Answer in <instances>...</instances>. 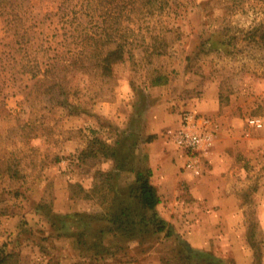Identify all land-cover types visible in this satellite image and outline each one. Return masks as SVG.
<instances>
[{
    "label": "rangeland",
    "instance_id": "374dc122",
    "mask_svg": "<svg viewBox=\"0 0 264 264\" xmlns=\"http://www.w3.org/2000/svg\"><path fill=\"white\" fill-rule=\"evenodd\" d=\"M263 32L264 0H0V247L53 264L41 240L54 210L97 219L102 172L123 190L148 150L171 167L153 181L182 242L218 264L247 249L264 264ZM120 44L124 61L106 67ZM186 113L215 128L199 174L173 141ZM157 237L147 253L105 241L139 264H172L178 237Z\"/></svg>",
    "mask_w": 264,
    "mask_h": 264
},
{
    "label": "trees",
    "instance_id": "16d2710c",
    "mask_svg": "<svg viewBox=\"0 0 264 264\" xmlns=\"http://www.w3.org/2000/svg\"><path fill=\"white\" fill-rule=\"evenodd\" d=\"M258 31L259 27L254 26L250 32H252V36H255ZM262 38H264V34H261ZM103 61L106 62V67L109 64L124 61L122 45L120 44L115 49L107 51ZM104 70L108 71V68H104ZM103 147L105 149L101 151L102 157L113 159L115 166L118 167L117 159L113 156L115 152H110L108 146L103 145ZM112 172H102L100 182L94 185L91 190V192L95 190L102 193L103 200L100 203L104 206V209L97 219L84 213H53L52 216L54 217H49L51 218V228L59 230L57 234L77 235L80 246L86 252L92 253L85 258L89 264L94 262L105 264L108 259L111 260V263H130L134 261L133 256L126 255L124 245L105 246L103 244L105 233L119 235L122 240L127 242L136 240L137 246H142L147 242L142 251L150 249L152 242L158 238L159 233H163L165 237L172 235L174 237V232L167 226V222L156 212L155 208L160 203V197L156 187L150 182V169L133 171L134 181L129 183L127 188L125 187L123 190L117 185L120 175L117 176L116 183H112ZM43 208L47 210L45 214L49 215L50 206L46 207L40 203L36 206V212L42 214ZM93 220L97 221L93 222ZM175 237L179 239L175 238V248L171 253L174 261L167 258L168 262L172 264H218L216 258L211 254L190 248L186 242H182L179 236ZM47 238L44 237L43 240ZM123 251L125 255L122 254ZM85 260L84 263H86ZM0 264H18V254L6 250L4 246L0 247Z\"/></svg>",
    "mask_w": 264,
    "mask_h": 264
},
{
    "label": "crops",
    "instance_id": "0c3cea01",
    "mask_svg": "<svg viewBox=\"0 0 264 264\" xmlns=\"http://www.w3.org/2000/svg\"><path fill=\"white\" fill-rule=\"evenodd\" d=\"M146 154L143 155V157H144L143 161L145 162V167L151 170L152 174L150 176V182L156 187L157 193H158V195L160 197V203L155 208L156 212L158 213V215L162 219H164L167 222V226L174 232L173 233L174 237L178 236V234L173 230V225L170 224L172 222L171 215H170L171 212H169V211L163 212V211L160 210V206H161V204H163V198L164 197H163V193H160V189L158 188V186L153 181L154 177L156 176V173L161 172V170H162V173H164L167 169H171V167L168 164H166V165H164L162 163L161 164H156L155 160L153 159V153L149 152L148 150H147ZM158 168H159L160 171L158 170ZM132 174L133 173L131 172V175H129V177L131 179L129 181V183H132L134 181V174H133V176H132ZM122 178H123V176H119V179H121V181H122ZM162 179L165 180L164 178H162ZM54 207H56V206L55 205L53 206V210L55 209ZM54 211H55V213L65 214V212H59V211H56V210H54ZM21 229H22V231H24L23 230L24 228L23 227L21 228L20 226L15 227V231H14V229L11 230L14 233V236H15L14 239H17L18 241H19L18 237L20 236V234H18V232H21ZM50 230H51V232H49V234H47L48 238L46 240H43V242H46V241L50 242V246H51L50 248L51 249L47 250L49 255L45 254V256L51 258L53 260L52 261L53 264H85L84 260H85L86 256L87 255L90 256L91 253L90 252H86L84 250V248L80 246L78 238H77V235H74V234H71V235L57 234V232L59 231V230H57V228H51ZM160 234H163V233H159L158 235H160ZM117 237H119V235H115L113 233H105L103 235V244L105 246H107L110 242H106V241H109L112 238H113V242L117 243ZM88 238L89 237H88V234H87V239ZM105 239H107V240L105 241ZM119 239H121V238L119 237ZM119 239H118V241H119ZM173 239L176 241L175 238H173ZM129 242L130 243H134L135 245H133V244H131V245H133L135 248H137L138 243H137L136 240H131ZM38 246L40 248H43V243H38ZM193 247L190 246V248H193ZM204 247L205 246L202 245L200 250L197 249L198 247L197 248H193V249L201 251V252L204 253L205 252L204 249L205 250L207 249V248H204ZM140 251L143 252V253H147L148 252L147 249L145 251H142V250H140ZM239 253H241L240 250L233 254L234 255V257L232 259L233 264H241L240 262H242V264H253V254L251 256L250 250H248V249L245 250L246 255H245L244 258H242V257L238 258V254ZM131 256H133V258H134L133 262H131V263H115V264H139V263H137L138 259H137L136 253L133 254V255L131 254ZM263 258H264V256H263ZM19 264H21L20 261H19Z\"/></svg>",
    "mask_w": 264,
    "mask_h": 264
},
{
    "label": "built area",
    "instance_id": "2783aa9c",
    "mask_svg": "<svg viewBox=\"0 0 264 264\" xmlns=\"http://www.w3.org/2000/svg\"><path fill=\"white\" fill-rule=\"evenodd\" d=\"M248 124L256 129L263 127L260 118H251ZM214 129L210 118L201 114L186 113L174 133L175 146L185 154L184 166L194 174L200 173V158L212 144Z\"/></svg>",
    "mask_w": 264,
    "mask_h": 264
}]
</instances>
